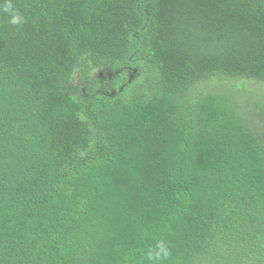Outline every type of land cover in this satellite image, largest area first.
Masks as SVG:
<instances>
[{"label":"trees","instance_id":"trees-1","mask_svg":"<svg viewBox=\"0 0 264 264\" xmlns=\"http://www.w3.org/2000/svg\"><path fill=\"white\" fill-rule=\"evenodd\" d=\"M0 264H264V0H0Z\"/></svg>","mask_w":264,"mask_h":264},{"label":"clouds","instance_id":"clouds-1","mask_svg":"<svg viewBox=\"0 0 264 264\" xmlns=\"http://www.w3.org/2000/svg\"><path fill=\"white\" fill-rule=\"evenodd\" d=\"M20 22V17L19 16H14L11 23L16 24Z\"/></svg>","mask_w":264,"mask_h":264},{"label":"rangeland","instance_id":"rangeland-1","mask_svg":"<svg viewBox=\"0 0 264 264\" xmlns=\"http://www.w3.org/2000/svg\"><path fill=\"white\" fill-rule=\"evenodd\" d=\"M95 75H98L99 76V74H95Z\"/></svg>","mask_w":264,"mask_h":264}]
</instances>
